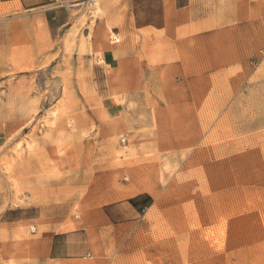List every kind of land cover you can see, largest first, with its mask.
Here are the masks:
<instances>
[{
  "label": "rangeland",
  "instance_id": "1",
  "mask_svg": "<svg viewBox=\"0 0 264 264\" xmlns=\"http://www.w3.org/2000/svg\"><path fill=\"white\" fill-rule=\"evenodd\" d=\"M137 1L0 4V264H264V0Z\"/></svg>",
  "mask_w": 264,
  "mask_h": 264
},
{
  "label": "crops",
  "instance_id": "2",
  "mask_svg": "<svg viewBox=\"0 0 264 264\" xmlns=\"http://www.w3.org/2000/svg\"><path fill=\"white\" fill-rule=\"evenodd\" d=\"M72 0H0V4H13L22 10L30 11L41 7L49 6L58 2H68ZM135 4L137 0H131ZM172 2V0H170ZM191 0H173L174 9L182 11L187 9ZM144 9L138 15V9L133 10L135 24H143L145 26H153L154 24H165L164 0H150L146 2ZM135 9V7H134ZM160 26V25H159ZM150 196L140 194L114 203L106 204L102 209L104 220L111 225H127L136 221L139 214L144 212L149 206ZM32 219L17 218L4 221L9 224L11 222H21ZM91 245L88 232L83 228H77L68 232H56L51 235L46 246L45 253L50 260L69 261L79 260L89 256Z\"/></svg>",
  "mask_w": 264,
  "mask_h": 264
}]
</instances>
